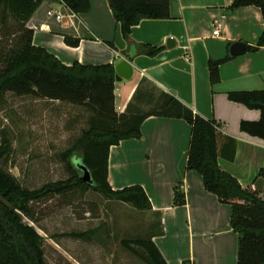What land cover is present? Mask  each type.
<instances>
[{
  "label": "crops",
  "instance_id": "1",
  "mask_svg": "<svg viewBox=\"0 0 264 264\" xmlns=\"http://www.w3.org/2000/svg\"><path fill=\"white\" fill-rule=\"evenodd\" d=\"M86 13H74L61 0H44L29 19L33 44L54 54L66 65L106 64L128 59L129 80L116 81L115 107L135 112L132 100L143 78L172 94L206 119H214L224 133L237 140L233 161L219 158L222 169L243 187L264 198V139L240 130L242 120H259L260 110L229 100L228 92L264 89V45H257L264 29L261 8H230L233 0H169V18H144L131 29L136 43L163 47L156 56H130L129 42L109 0H90ZM49 11L63 16L58 20ZM216 23V24H215ZM216 26L219 34L214 35ZM79 38L68 45L64 36ZM175 44L168 47L167 41ZM245 43L243 54L232 56L235 42ZM113 43V46L109 44ZM172 45V44H171ZM220 81L212 84L208 64L220 61ZM118 100V101H117ZM142 105V104H141ZM191 125L184 118L151 116L141 125V136L122 140L109 152L108 180L113 189L140 185L152 211L160 216L163 232L154 237L168 264H236L238 233L231 226V206L208 191L202 175L187 169ZM184 203H176V193Z\"/></svg>",
  "mask_w": 264,
  "mask_h": 264
},
{
  "label": "trees",
  "instance_id": "2",
  "mask_svg": "<svg viewBox=\"0 0 264 264\" xmlns=\"http://www.w3.org/2000/svg\"><path fill=\"white\" fill-rule=\"evenodd\" d=\"M44 0H0L2 38L14 35L10 46L0 43V102L7 92L36 98L58 100L86 107L90 112L89 126L82 130L75 143L60 155L70 176L46 183L38 188L23 186L18 178L0 165V264H47L43 248L44 237L36 228L23 221V216L34 220L31 203L59 195L75 188L95 190L109 199L129 203L140 210H151L150 199L140 185L113 189L108 180L109 152L122 140L141 136L143 121L151 116H169L186 119L191 125L187 169L202 175L205 188L219 200L231 206L230 223L238 233L236 264H264V198L252 188L243 187L238 179L222 169L219 158L233 161L237 140L224 133L214 119L194 113L179 99L143 78L132 100L138 99L144 108L130 113H118L115 107L116 70L112 63L66 65L54 54L33 44L34 30L27 23ZM74 13H86L90 0H61ZM113 14L121 24L129 42L126 53L156 56L163 47L136 43L131 40V29L144 18H169V0H109ZM245 5L261 8L264 20V0H233L231 9ZM4 30L6 32H4ZM65 42L77 46L79 38L64 36ZM113 46L112 42H109ZM264 45V29L255 46ZM220 61H209L212 84L220 81ZM231 101L261 112L259 120H242L240 130L264 139V89L228 92ZM11 143L0 135V163L7 160ZM76 161L89 169L93 184L82 179ZM259 176L264 177V168ZM176 203H184L177 191ZM160 230L149 238L124 239L122 245L147 264H168L154 241ZM88 239L85 232L66 234Z\"/></svg>",
  "mask_w": 264,
  "mask_h": 264
},
{
  "label": "rangeland",
  "instance_id": "3",
  "mask_svg": "<svg viewBox=\"0 0 264 264\" xmlns=\"http://www.w3.org/2000/svg\"><path fill=\"white\" fill-rule=\"evenodd\" d=\"M2 33L0 26V43L12 45L14 35L3 39ZM142 108L140 104L137 109ZM89 117L83 106L7 92L0 102V135L10 141L11 149L0 165L28 188L68 178L60 155L89 126ZM31 206L34 220L23 216V221L44 237L47 264H147L122 241L149 238L160 230V216L152 210L92 189L75 188ZM69 232H85L89 238L67 236Z\"/></svg>",
  "mask_w": 264,
  "mask_h": 264
},
{
  "label": "water",
  "instance_id": "4",
  "mask_svg": "<svg viewBox=\"0 0 264 264\" xmlns=\"http://www.w3.org/2000/svg\"><path fill=\"white\" fill-rule=\"evenodd\" d=\"M173 44L175 43L172 39H169L167 41L168 47L173 46ZM246 46L247 45L241 41L233 43L230 49L231 55L237 56V55L243 54L244 51L246 50ZM115 70H116V81L117 82H120L122 80H129L133 75V66L131 65L130 61L127 58L117 63L115 65ZM76 165L82 171L83 181L89 184H93V178L91 176L89 169L86 167V165L83 164L81 161H77Z\"/></svg>",
  "mask_w": 264,
  "mask_h": 264
},
{
  "label": "built area",
  "instance_id": "5",
  "mask_svg": "<svg viewBox=\"0 0 264 264\" xmlns=\"http://www.w3.org/2000/svg\"><path fill=\"white\" fill-rule=\"evenodd\" d=\"M48 15H50V16H54V17L57 18L58 20H61V19L63 18L62 15H60V14H56L54 11H49V12H48ZM215 24H216V23H215ZM213 34H214V35H218V34H219V29H218L217 26H216L215 30L213 31ZM220 128H222V127L220 126Z\"/></svg>",
  "mask_w": 264,
  "mask_h": 264
}]
</instances>
